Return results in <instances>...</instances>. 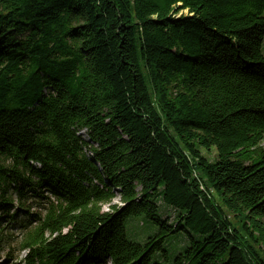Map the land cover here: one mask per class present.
Returning a JSON list of instances; mask_svg holds the SVG:
<instances>
[{
    "label": "trees",
    "instance_id": "obj_1",
    "mask_svg": "<svg viewBox=\"0 0 264 264\" xmlns=\"http://www.w3.org/2000/svg\"><path fill=\"white\" fill-rule=\"evenodd\" d=\"M263 43L264 0H0V251L159 264L184 229L175 264H264Z\"/></svg>",
    "mask_w": 264,
    "mask_h": 264
},
{
    "label": "rangeland",
    "instance_id": "obj_2",
    "mask_svg": "<svg viewBox=\"0 0 264 264\" xmlns=\"http://www.w3.org/2000/svg\"><path fill=\"white\" fill-rule=\"evenodd\" d=\"M180 14H186V11H182L177 15ZM263 49H264V43H263ZM78 134L82 138L86 139V134L84 130H81ZM201 152L203 156H205L210 162L213 160L215 155L214 148L208 152L206 150H202ZM87 154L91 155L90 152H87ZM4 163L6 165H9L10 160H5ZM112 203L120 205L118 201V197L114 199ZM158 203H159V213L161 219L167 220V223L169 225L170 224L175 225L177 223V219L175 217V213L173 209L163 205L160 202ZM28 204H30L31 211L32 209L36 210L37 204H35V202H32L30 198L28 199ZM107 206H108L107 204L103 205L102 209L106 210L105 208H107ZM19 218L23 219L24 217L19 216ZM123 223H124L127 239L131 242L138 244H144V242L147 240L148 237L157 235L160 232V227L158 226V224L153 223L143 214H140L138 216H127L123 219ZM15 230L18 231L19 230L18 227H16ZM189 236H195V234L190 230H184V229H179L172 233H169L164 238L163 241V249L165 252L159 251L155 253V255H153L151 263L175 264L174 261L176 256L182 253L187 248L189 244ZM14 249L11 248V250L9 251L11 256L17 257V259L13 264H21L19 260L20 254L16 252ZM0 264H9L8 259H5L3 253H1L0 256Z\"/></svg>",
    "mask_w": 264,
    "mask_h": 264
}]
</instances>
